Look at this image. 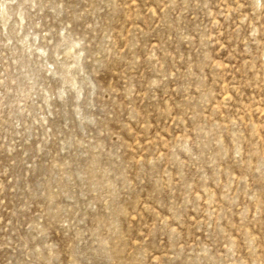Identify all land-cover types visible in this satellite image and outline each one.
Returning <instances> with one entry per match:
<instances>
[{
	"label": "rangeland",
	"instance_id": "374dc122",
	"mask_svg": "<svg viewBox=\"0 0 264 264\" xmlns=\"http://www.w3.org/2000/svg\"><path fill=\"white\" fill-rule=\"evenodd\" d=\"M0 264H264V0H0Z\"/></svg>",
	"mask_w": 264,
	"mask_h": 264
}]
</instances>
